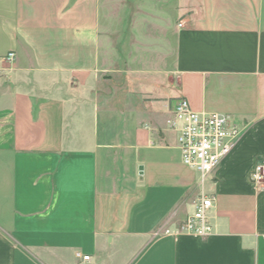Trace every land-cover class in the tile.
<instances>
[{
    "label": "crops",
    "instance_id": "crops-1",
    "mask_svg": "<svg viewBox=\"0 0 264 264\" xmlns=\"http://www.w3.org/2000/svg\"><path fill=\"white\" fill-rule=\"evenodd\" d=\"M128 1L0 0V264H264V0ZM178 98L242 130L204 180ZM200 195L208 238L152 236Z\"/></svg>",
    "mask_w": 264,
    "mask_h": 264
},
{
    "label": "built area",
    "instance_id": "built-area-1",
    "mask_svg": "<svg viewBox=\"0 0 264 264\" xmlns=\"http://www.w3.org/2000/svg\"><path fill=\"white\" fill-rule=\"evenodd\" d=\"M6 60L12 62L14 54L8 53ZM166 124L175 134V146L181 162L196 170L202 180L218 168L242 136V130L233 124L228 116L195 112L184 98L176 99ZM250 182L264 186V161H258L254 165L250 172ZM212 205V198L200 195L194 204L193 212L187 215L171 234L208 238L211 235L208 213ZM167 232L170 233L168 229ZM77 259L79 264L90 263L89 255L77 254Z\"/></svg>",
    "mask_w": 264,
    "mask_h": 264
},
{
    "label": "rangeland",
    "instance_id": "rangeland-1",
    "mask_svg": "<svg viewBox=\"0 0 264 264\" xmlns=\"http://www.w3.org/2000/svg\"><path fill=\"white\" fill-rule=\"evenodd\" d=\"M143 6H145V1L143 0V1H141L140 2ZM157 5H160V3H157ZM133 8H134V3H133V1L131 0V1H128L127 3H126V8H125V11H126V13L127 14H125V17H124V21H125V24H127V25H129V26H131L132 25V19H133V17H132V10H133ZM142 26H144L143 24H142ZM144 30L145 29H143L142 27H141V36L143 37V34H145L146 32H144ZM161 35L160 34H158V37H160ZM116 68V67H115ZM181 224V223H180ZM179 224V225H180ZM179 225L177 226V227H179ZM152 236H154V237H162V236H172V234L171 233H169V232H167V228H159V229H157L156 231H154L153 233H152Z\"/></svg>",
    "mask_w": 264,
    "mask_h": 264
}]
</instances>
